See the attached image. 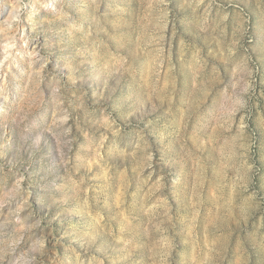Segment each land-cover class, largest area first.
I'll use <instances>...</instances> for the list:
<instances>
[{"label": "rangeland", "instance_id": "374dc122", "mask_svg": "<svg viewBox=\"0 0 264 264\" xmlns=\"http://www.w3.org/2000/svg\"><path fill=\"white\" fill-rule=\"evenodd\" d=\"M1 70L0 264H264V0H0Z\"/></svg>", "mask_w": 264, "mask_h": 264}, {"label": "bare ground", "instance_id": "6f19581e", "mask_svg": "<svg viewBox=\"0 0 264 264\" xmlns=\"http://www.w3.org/2000/svg\"><path fill=\"white\" fill-rule=\"evenodd\" d=\"M25 34H26V32L23 29L22 41H23V44H24L25 51H29L30 49H32V43H30L28 41V38H27V36ZM0 73L3 74V70H1Z\"/></svg>", "mask_w": 264, "mask_h": 264}]
</instances>
